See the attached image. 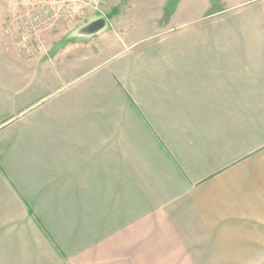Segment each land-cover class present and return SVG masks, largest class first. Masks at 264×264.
I'll return each instance as SVG.
<instances>
[{"label":"crops","instance_id":"obj_1","mask_svg":"<svg viewBox=\"0 0 264 264\" xmlns=\"http://www.w3.org/2000/svg\"><path fill=\"white\" fill-rule=\"evenodd\" d=\"M128 1L0 0V264H264V1Z\"/></svg>","mask_w":264,"mask_h":264},{"label":"rangeland","instance_id":"obj_2","mask_svg":"<svg viewBox=\"0 0 264 264\" xmlns=\"http://www.w3.org/2000/svg\"><path fill=\"white\" fill-rule=\"evenodd\" d=\"M252 0H210L211 2V9L210 13L216 15L215 17L208 18L204 21V23H219V24H226L228 23L229 17L235 12L238 8H258L260 7V2L264 0H256L255 2H251ZM128 0H92L88 2V4L84 6H80L78 4L68 2V3H58V4H48L46 2H41L40 0H28V15L29 21L28 25H38L41 23V19L43 15L46 16V11L51 9H62V10H74L76 12L75 18L72 19L73 23L71 27H78L85 21L84 19L92 16H106L111 12V10L117 11L121 8H125L128 6ZM128 3V4H127ZM176 3L175 0H172L169 4V8L174 7ZM88 10V11H87ZM84 11V13H79ZM218 14V15H217ZM43 19H48L44 17ZM71 21V20H70ZM86 22V21H85ZM62 24L60 25V32L67 29V21H61ZM56 33V32H55ZM54 33V34H55ZM55 51V49H53ZM49 55V54H48ZM47 66H45L46 68ZM53 67L48 66L46 73H49ZM55 68V67H54ZM68 66L59 65L58 71L56 70L54 74L50 73L44 76V83L43 85H38V91L42 92L39 93L41 96L53 95L43 100V104L50 103L57 98H62L64 95H67L69 91H73L74 89L80 88V85L85 81L88 80L89 74L84 76L85 69L76 66L75 70H68ZM75 79V80H74ZM31 86V85H29ZM85 88H81L79 91L83 92ZM55 92V94H52ZM39 97V99L41 98Z\"/></svg>","mask_w":264,"mask_h":264},{"label":"built area","instance_id":"obj_3","mask_svg":"<svg viewBox=\"0 0 264 264\" xmlns=\"http://www.w3.org/2000/svg\"><path fill=\"white\" fill-rule=\"evenodd\" d=\"M41 2H46L48 4H58V3H68V2H72L75 4H78L80 6H84L86 4H88V2L92 1V0H40Z\"/></svg>","mask_w":264,"mask_h":264},{"label":"trees","instance_id":"obj_4","mask_svg":"<svg viewBox=\"0 0 264 264\" xmlns=\"http://www.w3.org/2000/svg\"><path fill=\"white\" fill-rule=\"evenodd\" d=\"M173 8H174V7H171L170 10L172 11Z\"/></svg>","mask_w":264,"mask_h":264}]
</instances>
